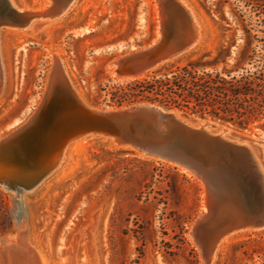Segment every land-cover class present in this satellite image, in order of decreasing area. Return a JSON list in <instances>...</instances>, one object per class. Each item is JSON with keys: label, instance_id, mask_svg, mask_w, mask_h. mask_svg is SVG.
I'll return each mask as SVG.
<instances>
[{"label": "rangeland", "instance_id": "374dc122", "mask_svg": "<svg viewBox=\"0 0 264 264\" xmlns=\"http://www.w3.org/2000/svg\"><path fill=\"white\" fill-rule=\"evenodd\" d=\"M14 1L26 11L40 10L48 2ZM184 2L196 16L202 39L198 47L169 62L174 65L220 47L226 42L221 36L238 28L237 0ZM160 33L156 0H76L58 20L1 29L0 141L37 113L56 57L82 99L98 108H117L106 106V92L100 90L133 79L118 78L110 63L156 43ZM236 40V46L244 45ZM234 59L235 52L229 62ZM98 96H103L101 105L95 104ZM176 113L188 123L198 120ZM206 119L235 136L264 140L258 123L241 126ZM252 150L264 166V146L253 144ZM207 192L200 178L175 164L104 138L79 139L35 189L20 192L0 182L14 223V232L0 237V264H181V257L167 262L161 242H174L182 227L204 264L191 229L208 212ZM0 220L5 222L2 210ZM212 264H264V228L226 238Z\"/></svg>", "mask_w": 264, "mask_h": 264}, {"label": "water", "instance_id": "95a60500", "mask_svg": "<svg viewBox=\"0 0 264 264\" xmlns=\"http://www.w3.org/2000/svg\"><path fill=\"white\" fill-rule=\"evenodd\" d=\"M49 1L50 9L40 14L19 12L11 0H0V30L26 28L40 18H58L74 0ZM157 4L160 38L143 50L114 59L112 68L120 78L148 75L198 46L202 32L182 0ZM54 75L37 113L0 141V182L6 186L13 183L20 192L31 191L57 168L70 143L94 135L175 164L200 178L206 188L216 190L224 202L217 207H223L222 216L206 227L208 213L203 214L191 229L204 264H212L221 242L236 229L264 228V169L252 150L253 144L264 146L263 139L236 140L230 137L229 128L217 131L220 126L206 118L197 117L204 121L197 127L180 119L177 110L149 103L98 108L82 99L71 83ZM261 131L264 133V128ZM226 201L233 208L241 206L245 214H223Z\"/></svg>", "mask_w": 264, "mask_h": 264}, {"label": "trees", "instance_id": "16d2710c", "mask_svg": "<svg viewBox=\"0 0 264 264\" xmlns=\"http://www.w3.org/2000/svg\"><path fill=\"white\" fill-rule=\"evenodd\" d=\"M237 1L238 28L221 36L225 44L214 50L205 49L183 65L166 63L144 78L102 88L100 91L106 92V106L149 103L241 126L264 120V0ZM237 37L244 45L236 46ZM234 52L231 64L229 60ZM102 97L98 96L96 105H101ZM1 202L5 219V222L0 220V237H3L14 232V223L8 200L2 198ZM180 230L173 237L174 242L162 240L165 259L175 262L181 257V264H201L199 254L184 238V227ZM163 235L169 234L164 231Z\"/></svg>", "mask_w": 264, "mask_h": 264}, {"label": "bare ground", "instance_id": "6f19581e", "mask_svg": "<svg viewBox=\"0 0 264 264\" xmlns=\"http://www.w3.org/2000/svg\"><path fill=\"white\" fill-rule=\"evenodd\" d=\"M12 1V4L14 5V7H15V9L17 10V11H19V12H24V11H26V10H24V9H26V8H19L18 6H16V3H15V1L14 0H11ZM75 1L76 0H74V1H72V3L68 6V7H65L64 8V13L62 14V16H64V14L73 6V4L75 3ZM158 1H160V0H158ZM158 1H157V3H158ZM49 2V3H48ZM48 2L47 3H43L42 4V7H41V9L40 10H37V12L38 13H40V14H43V13H46L49 9H50V7H51V4H50V1L48 0ZM182 3L186 6V8H188L189 9V11L192 13V15L194 16V18H195V21H196V23H197V25H198V27H199V24H198V21H197V19H196V16L194 15V13L192 12V10L190 9V7L189 6H187L186 5V3L184 2V0H182ZM18 8V9H17ZM19 9H21V10H19ZM27 11H30V10H27ZM36 12V11H35ZM62 16H60V17H56V18H40V19H36V20H34L29 26H31L33 23H34V25L35 24H37V22L38 21H45V22H49V21H55V20H58V19H60V18H62ZM36 22V23H35ZM29 26H27L26 28H28ZM38 27V26H37ZM26 28H23V29H26ZM200 28V27H199ZM202 32V31H201ZM202 39V38H201ZM200 39V40H201ZM200 42V41H199ZM198 45H200L199 43H198ZM198 47V46H197ZM195 49V48H194ZM190 51H192V50H190ZM190 51H188V52H190ZM187 53V52H186ZM56 57V56H55ZM175 60V59H174ZM173 61V60H172ZM55 63H54V68H53V72H52V74L54 75V73H55V75L54 76H58L61 80H67L69 83H70V80L68 79V76H67V74H66V72L64 71V69H63V66H62V63H61V61L56 57L55 58V61H54ZM114 62V61H113ZM113 62H111L110 63V68H112V65H113ZM51 74V75H52ZM146 75V74H145ZM145 75H142V76H140V77H138L139 79L140 78H143V77H145ZM117 76V75H116ZM118 78H120V76H117ZM138 78H135V79H138ZM120 79H122V80H132V79H127V78H120ZM135 79H133V80H135ZM188 123V122H187ZM202 123H204V121H202V120H200V119H198L196 122H194V123H189V124H191V125H194V126H196L197 125V127H198V125L199 124H202ZM218 125V124H217ZM218 126H220V125H218ZM257 127H260L261 129H263L264 128V122H260V123H258V125H257ZM224 128H226V127H223V126H220L218 129H217V131H220V130H222V129H224ZM91 136H94V135H91ZM91 136H86V137H91ZM94 137H98V138H103V137H99V136H94ZM230 137H232L233 139H236V140H242L243 139V137H240V136H235L233 133L231 134V136ZM82 138H85V137H82ZM82 138H79V139H82ZM79 139H77V140H79ZM104 139H106V140H109V139H107V138H104ZM77 140H75L76 142H77ZM75 141L74 142H72V143H70L69 145H68V147H73V145L75 144ZM110 142H111V144L112 145H115V146H117V147H121V146H119V145H117V144H115L113 141H111V140H109ZM262 144L264 145V141L262 142ZM67 147V148H68ZM67 148H66V150H67ZM121 148H123V149H128V148H126V147H121ZM66 150H65V152H64V155H65V153H66ZM64 155L62 156V159H63V157H64ZM62 159H61V161H60V163L62 162ZM261 163V162H260ZM262 164V163H261ZM60 165V164H59ZM58 165V166H59ZM58 166H57V168H58ZM263 166V165H262ZM56 168V169H57ZM55 169V170H56ZM263 169H264V166H263ZM11 185H14L13 183H10L8 186H11ZM16 187V186H15ZM18 188V187H17ZM207 202H208V214H207V216H206V219H205V225H206V227L207 226H212L213 225V223H217V221L220 219V217L222 216V214H221V211H220V207H222V206H220L219 208H217L218 207V205L219 204H221V203H224L223 202V200L222 199H220L219 197H218V194L216 193V190L212 187V186H210L209 188H207ZM230 195L231 196H233V194H232V192L230 191ZM229 200H231V201H233L231 198H229ZM236 201V203L238 204V202H237V200H235ZM225 206H226V208L227 209H225V211H223L222 213L223 214H227V213H234V214H238V215H244L245 214V212L242 210L243 208H241V206H239V208L237 209V208H233V207H231L232 206V204H229L227 201L225 202ZM223 208V207H222ZM223 217H226V216H223ZM222 217V218H223ZM200 218H201V216H200ZM224 219V218H223ZM248 229H254V228H251V227H247V226H244V227H241V228H238V229H236L233 233H231V234H229L226 238H228L229 236H231L232 234H235V233H237V232H241V231H244V230H248ZM226 238H224V240L226 239ZM223 240V241H224ZM222 241V242H223ZM221 242V243H222ZM221 245V244H220ZM220 247V246H219ZM219 249V248H218ZM218 252V251H217ZM217 254V253H216Z\"/></svg>", "mask_w": 264, "mask_h": 264}]
</instances>
